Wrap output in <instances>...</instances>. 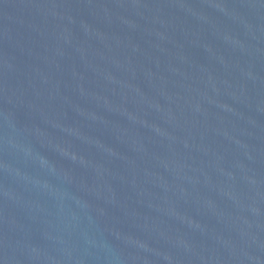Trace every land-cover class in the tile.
I'll return each mask as SVG.
<instances>
[{
  "label": "water",
  "instance_id": "95a60500",
  "mask_svg": "<svg viewBox=\"0 0 264 264\" xmlns=\"http://www.w3.org/2000/svg\"><path fill=\"white\" fill-rule=\"evenodd\" d=\"M0 264H264V0H0Z\"/></svg>",
  "mask_w": 264,
  "mask_h": 264
}]
</instances>
